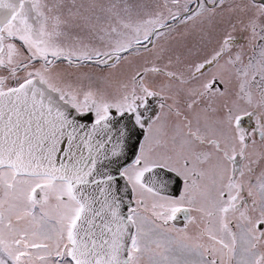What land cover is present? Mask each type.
Segmentation results:
<instances>
[{
    "label": "snow or ice",
    "instance_id": "snow-or-ice-1",
    "mask_svg": "<svg viewBox=\"0 0 264 264\" xmlns=\"http://www.w3.org/2000/svg\"><path fill=\"white\" fill-rule=\"evenodd\" d=\"M0 264H264V0H0Z\"/></svg>",
    "mask_w": 264,
    "mask_h": 264
}]
</instances>
